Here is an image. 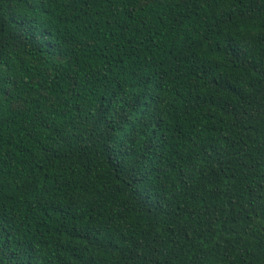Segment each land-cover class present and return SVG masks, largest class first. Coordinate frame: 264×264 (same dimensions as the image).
I'll return each mask as SVG.
<instances>
[{"label": "trees", "instance_id": "trees-1", "mask_svg": "<svg viewBox=\"0 0 264 264\" xmlns=\"http://www.w3.org/2000/svg\"><path fill=\"white\" fill-rule=\"evenodd\" d=\"M0 264H264V0H0Z\"/></svg>", "mask_w": 264, "mask_h": 264}]
</instances>
